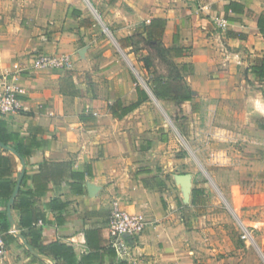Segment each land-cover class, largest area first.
I'll list each match as a JSON object with an SVG mask.
<instances>
[{
  "label": "crops",
  "instance_id": "crops-1",
  "mask_svg": "<svg viewBox=\"0 0 264 264\" xmlns=\"http://www.w3.org/2000/svg\"><path fill=\"white\" fill-rule=\"evenodd\" d=\"M155 18L166 21L162 42L180 54L175 62L190 67L191 100L157 97L147 81L165 67L157 59L148 71L147 49L127 40ZM40 53L69 54L73 67L33 70ZM6 79L27 89L30 107L3 116L7 128L37 147L23 157L0 141L11 160L0 184L15 181L9 199L0 186V214L15 236L3 264L58 262L29 242L13 207L29 190L38 193L31 217L40 242L70 245L78 260L243 259L225 252L215 215L200 205L206 183L194 179L206 167L235 210L264 206V0H0V92ZM115 200L150 221L128 259L108 251Z\"/></svg>",
  "mask_w": 264,
  "mask_h": 264
},
{
  "label": "trees",
  "instance_id": "trees-1",
  "mask_svg": "<svg viewBox=\"0 0 264 264\" xmlns=\"http://www.w3.org/2000/svg\"><path fill=\"white\" fill-rule=\"evenodd\" d=\"M166 25V21L160 18L152 19L148 24H145V34H137L136 36H130L127 38L132 43L134 48L142 46L147 49L148 53L141 57L146 69L150 72L151 67L155 66V62L158 59L159 63L162 64L166 72L155 68L153 71V77L147 81L151 87L153 93L162 99L170 98L174 100H191L192 91L185 80L184 74L190 71V67L187 64L179 65L175 62V56L180 55L178 52H174L176 48H168L162 42V34ZM139 103V102H138ZM0 141L5 144H14V148L17 153L23 157L32 155L35 151L36 142L33 140L23 139L19 133L9 131L7 128V122L0 115ZM10 157L4 156L0 153V177H4L5 174L9 173V169L4 170L3 166H9ZM61 174L64 169L58 170ZM70 175L73 179L83 180L84 175L81 173L71 172ZM44 177H41L39 181H42ZM5 191H1L2 197L9 199L12 195L15 181L10 179L0 184ZM82 191V189H80ZM200 192L195 189V197ZM38 193L33 191L22 192L16 197L13 207L21 211V220L23 226H28L29 232L26 235L29 242L39 248L42 252L51 254L58 260L57 264H95L94 262L99 258L98 254L90 252L86 255H82L81 259L78 260L74 248L70 245L52 242L47 245L42 244L41 229L37 228L33 224L32 205L33 197ZM64 205V204H62ZM0 232L3 233L6 243L14 241L15 236L10 234V222L5 214H0ZM109 252L115 255L112 246H109ZM119 264H128V262L122 260Z\"/></svg>",
  "mask_w": 264,
  "mask_h": 264
},
{
  "label": "built area",
  "instance_id": "built-area-1",
  "mask_svg": "<svg viewBox=\"0 0 264 264\" xmlns=\"http://www.w3.org/2000/svg\"><path fill=\"white\" fill-rule=\"evenodd\" d=\"M225 21H220L224 25ZM73 59L66 53L47 54L40 53L34 56L31 68L33 70L48 69H72ZM0 92V115L28 112L30 107L28 102L23 98L27 95V89L17 83L9 82L7 79L2 83ZM150 225V221L143 213H132L125 210L119 200L112 204L108 216V230L110 235L109 244L114 247L122 259H128L131 255V247L136 240ZM250 232L244 229L242 238L249 240ZM8 244L6 243L3 233L0 232V264L6 258Z\"/></svg>",
  "mask_w": 264,
  "mask_h": 264
},
{
  "label": "rangeland",
  "instance_id": "rangeland-1",
  "mask_svg": "<svg viewBox=\"0 0 264 264\" xmlns=\"http://www.w3.org/2000/svg\"><path fill=\"white\" fill-rule=\"evenodd\" d=\"M200 169L194 183H206L203 187L208 190L200 205L215 215L218 240L224 244L225 252L244 255L242 260L233 261L236 264H264V206L235 210L230 198L223 194L206 167L201 166ZM244 228L251 232L249 240L242 238Z\"/></svg>",
  "mask_w": 264,
  "mask_h": 264
}]
</instances>
